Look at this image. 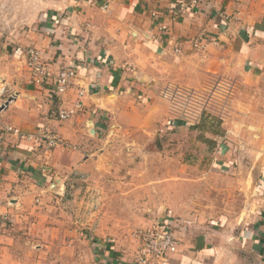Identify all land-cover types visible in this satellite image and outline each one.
<instances>
[{
    "label": "crops",
    "instance_id": "crops-1",
    "mask_svg": "<svg viewBox=\"0 0 264 264\" xmlns=\"http://www.w3.org/2000/svg\"><path fill=\"white\" fill-rule=\"evenodd\" d=\"M64 1L67 17L55 22L60 10L42 14L40 6L34 31L26 33V26H19L24 35L18 41H0L7 47L5 52L0 49V214L8 217L0 224V263L137 264L135 245L116 236L120 228L108 226L111 218L103 208L94 213L98 236L94 231L90 238L70 227L67 214L52 213L51 196L64 198L70 189L65 180L106 176L108 160L122 152L113 150L121 135L136 145L142 159L157 158L159 152L150 144L159 140L160 131L173 128V96L211 82L223 87L233 128L210 120L201 129L206 127L211 133L206 134L217 140L222 126L236 135L237 143L242 141V157L254 163L256 212L232 232L197 225L199 215L181 221L179 231L176 218L167 217L162 205L157 219L171 223L180 239L178 252L165 264H264V0H201L185 14H179L171 0ZM201 33L206 46L196 50L192 40ZM21 41L40 49L55 72L66 65L77 70L66 93L59 95L51 85L32 81L20 60ZM81 89L84 110L59 119L60 110L71 108ZM43 126L67 143L55 148L49 160L38 136ZM8 127L34 138H20ZM238 130L241 133L235 134ZM100 183L77 188L105 189ZM166 188L158 189L168 199ZM85 205L83 217L74 219L88 228L92 223Z\"/></svg>",
    "mask_w": 264,
    "mask_h": 264
},
{
    "label": "rangeland",
    "instance_id": "rangeland-1",
    "mask_svg": "<svg viewBox=\"0 0 264 264\" xmlns=\"http://www.w3.org/2000/svg\"><path fill=\"white\" fill-rule=\"evenodd\" d=\"M36 1L0 0L1 42L18 41L24 35V29H19V26L25 25L26 33L30 30L34 31V27L39 24L40 16L36 18L35 14L38 10L40 12V6L42 14L47 10H56V12L60 10L61 15L56 18L55 22L59 21V17L69 15V9L64 8V0H40L37 6ZM21 42L22 47L20 48L24 52L28 45ZM3 43H0L1 52L7 50V47H2ZM20 60L28 70L24 57ZM218 84L213 87L214 84L210 82L204 89H193L195 95L187 91L182 92L178 97L173 96L171 108L173 128L169 131H160L162 135L158 137L159 140L150 144V149L153 147V150L159 152L157 158L142 159L138 154L139 150L135 148L136 145L133 142L126 143L121 135L115 143L116 146H113V150L122 152L119 158L108 160L111 169L107 175L93 174L85 178L65 180L70 189L64 198H62L63 195L61 197L58 194L51 196L53 198L50 201L52 213L56 212L58 217L62 212L67 214L70 218V227L75 228L81 234L85 232L84 230H88L84 235L93 238L92 233L95 231V234L100 227V224L95 222L94 213H98L103 208V212L111 218L108 226L120 228L116 236L121 235V240L126 239V243L130 240L133 245H135L134 231L154 223V219L160 217L162 205L167 208V211L165 210L167 217L176 218L175 222L179 224L177 228L179 231H181L180 226L183 225L181 221L192 220L196 215L202 216L197 225L213 226L221 231L227 228L231 232L236 230L235 226L238 222L256 212L255 199H257L258 192L255 189L256 176L252 173L254 167L252 159L242 157L246 153L244 148H240L242 141H239L240 144L237 143L238 141L233 138H236V135L231 131H226V128H233V123L228 120L231 112L228 109L225 110L224 96L226 95L221 94L223 87ZM186 94L189 96L185 97ZM210 120L225 121L226 128L221 126L216 132L219 135L217 140L212 138L206 127L201 129L202 124L209 125ZM239 130L235 134L241 133ZM207 132L210 134H206ZM211 140L215 141L214 144H210ZM252 145L257 147L255 143ZM227 152L231 155H227ZM151 167L153 169L150 172H144ZM126 169L131 170L130 173H127ZM161 179L163 182L160 183ZM98 183L105 189H100L101 191L90 189L86 192L77 188V186ZM162 183L166 186L162 187ZM117 187L119 188L116 189ZM158 188L160 190L166 188L165 195L168 199L163 198L164 195ZM102 195L106 196L105 199L101 197ZM116 195H118L117 198ZM82 199L83 202H80ZM82 205L87 207L86 211L89 213L87 220H90V224L92 223L91 227H83L81 225L83 220H80V223L77 222L79 217L80 219L83 217L84 206ZM74 217H78L75 218L77 220ZM142 217L148 218L149 221L141 223L139 220ZM159 220H162V217ZM110 239L115 238L111 235ZM136 255L135 251V257Z\"/></svg>",
    "mask_w": 264,
    "mask_h": 264
},
{
    "label": "built area",
    "instance_id": "built-area-1",
    "mask_svg": "<svg viewBox=\"0 0 264 264\" xmlns=\"http://www.w3.org/2000/svg\"><path fill=\"white\" fill-rule=\"evenodd\" d=\"M171 1L179 14L188 13L196 8L201 2V0ZM152 15L154 17L158 16L156 11H153ZM159 28L163 29V25H160ZM204 39L203 33L198 35V37H195L192 40L193 48L196 50L204 49L206 46ZM23 57L25 64L31 73L32 81L38 84L47 83L51 85L59 95L66 93L77 78V70L68 65L62 66L57 72H55L52 69V66L44 60L42 51L33 45L26 47L23 52ZM84 91V89L79 91L78 97L71 108L60 110L58 114L59 119L65 120L71 118L84 110V102L82 100ZM180 94H178L177 97ZM190 94L195 95L196 93L195 91H191ZM188 96L189 94L185 95V97ZM8 130L20 138H34L33 134L23 132L16 127H8ZM38 136L43 143V154L46 160L51 158L52 152L55 148L67 145L65 140L49 126H43L39 130ZM1 204L2 201L0 199V207ZM7 218L8 217L4 214H0V224L3 221H6ZM154 221L155 222L151 225L137 228L134 231L135 251L137 254L135 262L137 264H165L170 257L179 250L180 239L175 234L171 223H165L159 219ZM84 231L87 232L86 230ZM85 232H82V235H84Z\"/></svg>",
    "mask_w": 264,
    "mask_h": 264
}]
</instances>
